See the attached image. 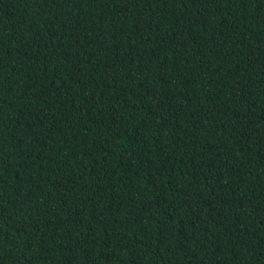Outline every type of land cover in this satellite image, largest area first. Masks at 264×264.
<instances>
[{
  "label": "trees",
  "instance_id": "16d2710c",
  "mask_svg": "<svg viewBox=\"0 0 264 264\" xmlns=\"http://www.w3.org/2000/svg\"><path fill=\"white\" fill-rule=\"evenodd\" d=\"M0 264H264V0H0Z\"/></svg>",
  "mask_w": 264,
  "mask_h": 264
}]
</instances>
